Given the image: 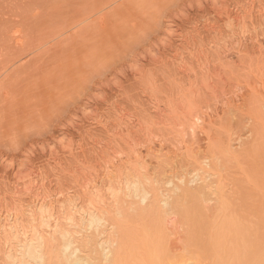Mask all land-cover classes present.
Wrapping results in <instances>:
<instances>
[{
  "label": "rangeland",
  "instance_id": "1",
  "mask_svg": "<svg viewBox=\"0 0 264 264\" xmlns=\"http://www.w3.org/2000/svg\"><path fill=\"white\" fill-rule=\"evenodd\" d=\"M221 5L226 7L228 17L232 14L231 17L234 19L229 20L225 17L226 11L222 12L224 8ZM262 9H264V0H0V156L15 159L17 164H21L22 170L28 168L23 171L21 178L17 179L11 170L5 169L0 163V213L7 215V208L10 210L17 206L20 209L28 207V203L32 204L31 200L34 202V199L28 196L24 189L28 186L27 183L36 186V182L43 188L41 191L45 190L46 193L55 197L52 196V200L59 201L71 194L72 198L75 196L79 199H74V204L77 202L84 204L83 198H80L82 184L92 180V184L95 185L94 182L104 179L103 172L106 170L105 166L108 167L105 164L111 162L113 157L118 158L114 160V163L122 162L126 152L133 150L130 148H134L137 152L141 150L146 152L150 144L156 147V151L165 146L163 152L167 155H163L162 149L160 151L163 159L158 154H152V156L160 157L162 160L160 164L165 161L167 164L163 165H167V168L170 165L177 166L175 165L177 158L173 163L171 157L174 158V156L170 157V152L178 151L177 146L180 144L176 138L177 132L173 128V120L177 122L174 125L176 128L179 127L177 130L180 129V124L183 122L179 119L186 115L188 106L184 105V102L187 98L188 103L190 100L193 101H190L191 106L188 104L191 108L196 104L198 105L195 108L199 107L197 109L204 106L202 108L206 110V114L203 110L201 115H205L206 120L210 116L214 121V117L220 115L219 119L221 121L222 118V122L219 120L217 122L215 119V123L225 127L224 123L229 121L232 118L231 113H234L236 117L233 116L234 118L231 119L233 122L230 120L233 127L236 128V123L244 121H247V124L243 123L244 126L250 125L251 119L248 122L247 114H251V111L256 114L259 108L256 107L257 104L264 102L257 101V96L264 94L262 90L264 86L261 85L262 83H255L261 80L264 85V49L259 50L260 44L264 46V17L262 16L264 10ZM208 24L211 27L207 26ZM228 24L231 25L228 26ZM238 27L242 29V32ZM230 30L233 32L231 33ZM237 30L244 36H239V32L236 33ZM169 44L172 48L168 47ZM151 50L156 52L157 57ZM150 52L155 57L154 61L151 60L152 56L148 57L151 55ZM159 54L163 58L162 62ZM181 64L188 67L186 71L184 66L180 67ZM132 66L135 70L138 69L137 72L131 71V69L134 70L133 68L129 69ZM258 84L261 87H258ZM207 85H211L213 91L218 93L210 90V95L207 91L210 87ZM249 86L256 87L258 90L252 89L256 93L261 90L259 92L261 94L257 95V93L256 98L254 94H251L252 90ZM190 91H193V94ZM182 97L186 99L181 100ZM216 97L219 100L220 97L222 99L217 101ZM260 98L263 97L259 96ZM179 100L184 102L179 104ZM244 101L247 106L243 104ZM255 103H257L256 106H254ZM84 104L88 106L86 110L89 111L88 115V112L81 111ZM228 104L232 108H229ZM233 105L240 106V109ZM173 107L175 114L181 117L170 114ZM179 107H182L180 108L182 111L186 109L185 113L178 114L182 112ZM242 107L246 111L247 109L251 111L247 113ZM228 108L233 112L230 113L231 118L228 117L227 120L225 115L228 116L230 112ZM234 109L239 112L236 113ZM93 112H96V115ZM241 112H245L246 120L244 113ZM240 113L243 116H239ZM259 114L261 115L256 114L255 117L261 118L262 125L259 124L264 128V109L259 111ZM84 115L90 116V119L85 118ZM201 115L197 114V116ZM92 116H96L93 121ZM199 121L202 124L201 119ZM207 121L210 122L211 118ZM252 121L254 122L253 118ZM259 121L255 119V123L258 124ZM228 123L226 127L229 126ZM241 123L239 125L243 129L241 128L242 131L239 129L238 135L243 144L246 139L248 140L245 142L251 144L240 153L237 148L236 155L231 154L235 158L232 159V163L228 162L230 158L226 155L220 160L227 168L226 172L225 168L221 167L225 170L224 174L221 172L222 177L228 178L227 180L223 178L224 186L227 185L226 194L223 193L224 197L220 194L219 198V195L217 196L219 192L216 194L218 198L215 199V195L209 194L212 190L205 188L206 191L199 189L200 193L196 191L195 195L175 198L178 215L174 213L173 215L177 216L173 217L182 225V234L188 237L189 257L194 258L198 264H243L240 261L244 259L246 246L253 240L256 232L262 238L258 249L264 247V138H256L263 136V128L254 123L256 126H252L257 128L254 129L250 125L248 130ZM216 126L215 128L218 127ZM230 126L227 128L232 130L233 127ZM215 128L212 129L214 132L210 130L211 133H215ZM222 129L223 127H220L218 131L223 132ZM244 129L246 132L243 131ZM250 129L256 132L252 134ZM118 131L123 132L120 137L115 136ZM218 131L215 135L210 134L215 137L210 135L209 137L213 140L223 135L220 137L223 139L226 134L220 133V135ZM235 131L237 132L238 129L232 131L234 135L236 134V139L239 137ZM178 133L180 135L181 132ZM240 133L245 135L242 136ZM199 135L201 142L198 146L203 145L201 148L208 150L209 146L206 144L211 143L205 137L207 134ZM253 135L256 137L250 139ZM152 137L153 140L150 142ZM202 138H206L204 142ZM222 139L213 141L210 148H217L219 151V141ZM189 141L188 143H191ZM173 143L177 145L175 146L177 149H173ZM161 144L163 145L158 146ZM244 145L245 148L248 146ZM42 146L46 147L44 151L41 150ZM69 147L72 152L67 151ZM201 148L199 147V154H202L201 151L205 154ZM120 150L123 152H120L119 156ZM199 150L197 148V152ZM176 151L173 154H182L180 150V152ZM50 152L54 154V157ZM167 152L170 154L168 155ZM146 154H144L143 163L146 164L147 161L149 165L151 163L150 166H153V169L157 168L155 165H159L156 163L159 158L153 157V159L148 152ZM145 155L149 156L147 160ZM166 156H169L172 164L168 165L166 159L169 158ZM109 157L112 158L109 159ZM173 166L170 167L177 171ZM219 166H216V169H220ZM149 167L146 166L148 173H156L157 178L162 173V177L166 175L168 178L172 171V168H169L167 172L166 167L161 166V169L158 166L157 170L154 169L156 171H151ZM162 169H165V172H161ZM85 179L87 182H84ZM81 181H83L82 184ZM205 184H202V187ZM217 185L220 186L219 183ZM105 186L107 190V185L98 182L100 190L106 191L103 190ZM18 189L20 196L14 194L19 191ZM205 193L213 197L212 199L210 196L208 199L213 208L209 207L210 211H207L209 216L206 215L203 218L197 213V200L199 197H205ZM106 194L102 195L103 198L107 197ZM206 198H208L207 195ZM211 199L216 201L211 202ZM63 200L57 202L56 206L58 207ZM78 203L76 204L78 208L83 206L82 204L79 207ZM85 205L88 208V204ZM127 209H117L116 216L121 210V214H126L123 210L127 211ZM128 210L133 211V209ZM131 213L128 212L126 216L120 214L122 218L117 217L119 220L116 217L111 220V214L108 215L110 219L107 218L111 221L107 223L111 224L112 221L117 223V228H115L116 223L114 226L117 234L114 233L116 236H111L112 239L115 237L114 240L117 239L120 244V251H118L121 252L122 264H150L151 262L154 264V259L151 258L154 255L150 254L148 257L149 253L146 254L145 250L151 242L147 241L151 240L150 235L154 233L157 219L155 222L152 221L153 216H149L148 212L147 214L144 212L145 217L140 213L136 214L135 211ZM251 221L252 224L253 222L256 224H254L256 229L258 228L256 232L252 230L255 228L254 225L249 232L246 231ZM212 228L219 230L220 233L217 232L222 236L218 241L212 240L214 238L211 236L212 233H216ZM211 230L212 233H210ZM245 233L250 237L247 241ZM144 237L147 238H145L146 241ZM91 242L93 244L90 245L94 248L95 243ZM215 242H218V245H215ZM251 243L254 244L253 241ZM251 247L254 246L251 245ZM88 248L86 245L85 249ZM226 249L228 252H225ZM254 249L255 247L252 251V248H249L248 255L251 257L248 258L250 261L252 258L255 264L257 255Z\"/></svg>",
  "mask_w": 264,
  "mask_h": 264
},
{
  "label": "bare ground",
  "instance_id": "2",
  "mask_svg": "<svg viewBox=\"0 0 264 264\" xmlns=\"http://www.w3.org/2000/svg\"><path fill=\"white\" fill-rule=\"evenodd\" d=\"M251 4H253V3H251ZM215 6H216V4H215ZM222 8H224V11H222V12L226 11V13H224V14L226 15L225 17L227 18L228 17L227 14H229V13L227 12L226 7L222 6ZM218 9H216V10H218ZM221 10H223V9H221ZM250 10H252V9H250ZM260 10H261V8H260ZM262 10H264V9H262ZM218 12H220V11H218ZM246 12L247 11H245V13ZM260 12L262 13V11H260ZM251 13L252 12H250V14ZM221 14H223V13H221ZM218 15H220V14H218ZM231 16H232V14H231ZM231 16L229 15V17H228L229 20L232 19V18L234 19V17H231ZM262 16L264 17V13H263ZM263 17H261V18H263ZM239 18H237V19L240 20ZM232 21L233 20H231L230 22L232 23ZM240 21H242V20H240ZM240 21H239V23L241 24ZM263 21H264V18H263ZM230 25L228 24V26H230ZM207 26L211 27V25H209V24ZM212 27H214V26H212ZM243 27H241V28H243ZM229 28H231V27H229ZM210 29H213V28H210ZM232 29H234V27H232ZM238 30H237L236 33H238L240 30H241L240 32H242V29H240L239 31ZM231 31L232 30H230V32ZM240 32H239L238 35L239 36L240 35L244 36L243 34H240ZM245 33H248V32H245ZM234 34H235V32H234ZM232 36H234V35H232ZM234 37H236V36H234ZM241 37H238V38L240 39ZM223 40L225 42V39H223ZM240 41H242V40H240ZM170 44L168 45V47L170 46V48H172L171 47L172 45H170ZM226 44H227V42L225 43L224 46H226ZM240 44H241V42H240ZM260 45H261L260 48L259 47L258 48H259V50L262 51L264 49L263 48L264 46H262V44H260ZM166 46H167V44H166ZM223 50H224V48H223ZM225 50H226V48H225ZM151 52H152V50H151ZM151 52H150V54H151ZM152 53H154V52H152ZM222 54H224V53H222ZM151 56H152V54L150 56H148V57H151ZM155 56H156V54H155ZM224 56H225V54H224ZM159 58L161 59V62H162L163 58L160 57V54H159ZM159 58H157V59H159ZM153 59H155L154 56H152L151 60L154 61ZM159 60H157V61L159 62ZM157 61H155V62H157ZM157 65H159V64H157ZM181 66L185 67L184 64L183 65L181 64L180 67ZM184 67H182V68L184 69ZM131 68H133V66L129 67V69H131ZM186 68H188V67H185V69H184L185 71L187 70ZM137 70H135V69L132 70L131 69V71H136V72H137ZM139 71H141V70H139ZM136 72L135 73L133 72V73L136 74ZM138 75H139V73H138ZM263 78H264V76H263ZM208 83H209V81H208ZM255 83L256 84L257 83H260V84L262 83L261 85L264 86L263 85V81L261 82V80H260V82L256 81ZM256 84H254V85L256 86ZM261 85H259L258 87H261ZM210 86L211 85H209L208 87H210ZM212 86H214V84ZM256 87L255 88L254 87H252V88L250 87L251 88L250 90H252L253 88L256 90L257 89ZM206 89H208V88L206 87ZM260 89H262V88H260ZM210 90L213 91V89L211 87L207 91H209V93H210L211 92ZM253 90L251 91V94L252 95L254 94L253 96L256 97L257 95L261 94V93H259L261 90L257 92L258 94L256 93V91L254 92ZM262 90H264V89H262ZM192 92L190 91V93H192ZM213 92H216V94L218 93L215 90ZM263 93H264V91H263ZM210 95H211V93H210ZM261 95H259V96L263 97V98H260L262 100L259 99V96H257L258 98L256 97L258 99L257 100L258 102L259 101H264V94H261ZM218 96H219V94H218ZM221 96H223V95H221ZM225 97H227V96H225ZM225 97L223 99H225ZM186 98H187V96H186ZM186 98L182 97L181 100L182 99H186ZM216 99H217V97H216ZM221 99L222 98L220 97V100ZM218 100L219 99H217V101ZM187 101H188V98H187V100H185L186 103L183 100L184 105L187 104V106H188L187 108L183 107V108L187 109L186 113L184 112L186 109H183V111H182V110H180V108L182 109V107H179V110L182 111V112H178V114L179 113L182 114L183 112L186 114V115L183 114L185 116H183L182 119H179V120H182V122H183L182 124H180V129L177 130V128H179V127L176 128L174 126L177 123L176 121H174L175 120L174 116L172 117L174 120L172 118H170V119L173 120V128H174V130H176V132H177L176 138H178V144L180 143L179 146H177L178 144L176 142L177 141V139H176V141L174 140V142L177 145H174V143H173V145H174V147L177 146V148H179V150L182 152V154H180V153L179 154H177V153L173 154L176 150H173L174 151L173 153L170 152L172 155L169 152H167V153H168V155L170 154V157L174 156V158L171 157L173 159L172 162L174 161L175 158L178 159V160L175 159V162H176L175 165H177V166L174 167L173 165H170V166H173L174 169H176L177 171L173 170V168L170 167V166L168 168L166 167L167 165L164 166L163 164H167V163H165V161H163L164 162L163 164H160V163H162L161 159H163V156H160V155H162L163 149L166 148L165 146L163 148L161 147L162 152H160L161 149L158 151L159 148L157 149V151H158L157 152L156 149H155L156 147L154 148V147L150 146L151 144L149 145L150 147L148 146L146 148L147 149L146 152L143 151L144 153L141 152L142 150L137 152V151L134 150V148H130V149H133V150L129 149L130 151H132V153H130V151H129V153L126 152V155H124V156H126L125 158L122 155L123 159H122V162H119L120 164L118 162L114 163L116 161L115 159H118V158H114L113 157V159H112L113 161L110 160L111 162H109V160L107 159L109 163H106L105 165H108V167L103 165V166L106 167L105 172H103L104 173V175H103L104 179H102V180H100L98 182H102L104 185H107V187H108L107 190H106V186H105V188H103V190L105 189L106 191H102V190L99 189L98 182L97 183L94 182L95 185H93L92 184L93 183L92 180L91 181L89 180L90 182L89 181L87 182V180L85 179L84 182H87V183H83V181H81V184L83 183L81 188L77 185L80 188L81 192H82L81 193L80 190H79L78 194L81 193L80 198L82 197L83 201H84V204L82 203L83 206H81V207H80V205H82V204H79L77 202L78 206L80 208H78L76 206L77 203L74 204L75 203L74 199H78V198H76L75 196H74V198H72L71 194L69 196L67 195L66 197L64 196V198H61L62 200L63 199L64 200L57 207L56 204H58L57 202L61 201V199L59 201L58 200L57 201L56 200H52L51 198H53L54 196L51 195V194L49 195L48 193L45 192V190L41 191L43 188L40 187L41 185L39 186L37 184L38 182H36V186H33L34 184L33 185H29L27 183L26 185H28V186H25L24 190L26 191L28 196L30 195L31 198L34 199V202H33V200H31L32 204L30 203V205H29V203H28L27 204L28 207H25V208L22 207V208L19 209V208H17V206H15L16 208H12L11 207L12 209H10V210H8V208H7V210H6V214L7 215L3 214V212L0 213V234H1V236H0V243H1L0 244V246H1L0 254L4 257V259H3V257L0 258V259L3 260V261L0 260L1 264L3 262H4L3 264H122L123 260H122V258H120L121 257L120 256L121 252L119 253L120 244L117 242V239L114 240L115 237H113L114 239H112V236L114 235V233L117 234V231L115 230V228H117V223L116 222L113 223V221H112V223L109 224V223H107V221H109V222H111V221L107 220V218H109L108 215L111 214L110 215V218L112 216L111 220H113V218L116 219L117 217L120 216V214H121L120 212H122V210L120 212L117 211V212H119V214L117 213L118 216H116V210L120 209V208L127 209V207H128V209H131V210L133 209V211H131V212L135 211L136 214L137 213L139 214L140 211H143V212L140 213V215H142L143 217H145L147 212H148L149 216L151 215V216L154 217V219H153V217H151L152 221H154V222L157 219L156 220L157 222L155 223L156 226H154V228H155L154 229V233H152V231H151L150 232V233H152V235H150L151 238L148 237L151 240L148 239V241H147V242L151 241L150 243H152V242L153 243H152V245L149 243L148 244V247L150 246L149 249L146 246V250H145L146 254L149 253L147 255L148 257L150 256V254L154 255L155 258L151 256V258L154 259L153 260L154 264H198L194 260V258L189 257L188 253H189V249L190 248L188 246V239H187L188 237L186 238V236H184L182 234V229H183L182 225H180L179 222L177 221V219L174 218V217H176L178 215L177 212H176V206H175L176 202H175V200L180 198L181 196H184V195H190L191 194L190 196H192L194 193L196 194V191L197 192L199 191V193H200V190L203 191V189H205V188H209L208 190L211 189L212 193L211 192L210 193L208 192V193L211 194V195H215V197H216V194L219 193V192L220 193L217 194V196L219 195V198H220V194H221V195H223L222 197H224L223 193L226 192L225 188L227 187V185H226V187L224 186V184H225L224 182L228 178L227 177H226L227 179L224 178L225 176L222 177V173L223 172L225 173V170L227 168H226L225 165H223L224 164L223 161H220V160H222L225 157V155H226L227 157L229 156V158H230V160L228 162L232 163L233 162L232 159H235L234 156H232V155H236L237 151L240 153V151L247 149L251 143H248V142L246 143L245 141L248 140V139H246L244 141V144H247L248 146H246V148H245V145L243 144V141H242L241 137L238 135L239 134L238 133L239 129L241 131L243 129V127H241L242 128L241 129L240 125H239L241 122L238 123V124L237 123L235 124L236 128L238 129V131L237 132L235 131V132L237 133V136L239 137V138L235 139L236 134L234 135L232 133V131L235 130L236 128L233 127L234 125H231L232 122H233L231 119L236 117V116H234V113H231L233 111H231V109H229V108H232V106L230 104H228V105H230V106H228L229 107L228 109L230 110V112H228L229 113L228 116L225 115L227 118L224 115H222V116H224L228 120V117H230V115L232 114V118L230 117L231 118L230 120L232 122L230 120L225 122L224 123L225 127H224V126H222L219 123L218 124L215 123L216 121L218 122V120H219V122H222V118H221V121L219 119L220 115L219 116L218 115L217 116L214 115V116H216V117H214L216 119V121H215V119L213 121V119H212L213 117H210V116L206 115V117L208 116L209 119L211 118L212 122L211 121L209 122V121H207L209 119L206 120L205 115L204 116L201 115L204 112L203 110H205V109L202 108L204 106H201L200 109H197L199 107L195 108L198 105V104H196V105H194L191 108L190 107L191 106V103H190L191 100L189 101V103ZM229 101L230 100H228V102ZM179 102H180V100H179ZM181 102L179 104H181ZM191 102H193V101H191ZM221 103H222V101H221ZM252 103H254V101H252ZM188 104H190V106ZM214 104H216V103H214ZM224 104H225V102H224ZM243 104H245V101H244ZM256 104L257 103H255L254 106H256ZM88 105H89V103H88ZM234 105H233V107H237V105L236 106H234ZM238 105H240V104H238ZM82 106L83 107H82L81 111L88 112L87 113V115H88L89 111H86L88 109L87 108L88 107L87 104L86 105L84 104ZM176 106H175V109L177 108ZM240 106H238L237 109H240ZM244 107H242V108H244ZM256 107H259L256 110V112H257L256 114L257 115H261L262 113L259 114V111L260 112L263 111L264 102L262 104H257ZM226 108H227V105H226ZM89 110H91V108H89ZM171 110H173L172 112H174V107ZM197 110H200V111L202 110V111L198 112ZM249 110L251 111V109H247V111H249ZM192 111H196L195 113H197L198 115L200 113V115L202 117H204V118H202L201 116H197V114L193 113ZM234 111H235V109H234ZM237 111L239 112V110H237ZM237 111H235V112L237 113ZM245 111H246V109H245ZM172 112L170 114L176 115L175 112L174 113H172ZM216 112H217V110H216ZM226 112H227V109H226ZM226 112H224V114ZM93 113L95 114L96 112H93ZM217 113H219V112H217ZM241 113H244V117H245V115H246L245 112H241ZM241 113H240L239 116H243V114L241 115ZM250 113L251 114H249V113L247 114V116L249 118H247V116H246L245 120L247 118V120L249 122L250 121L249 119H251V121H250L251 122L250 123L251 126L252 125L256 126V125H254L255 119L257 121L260 120L261 122L259 121L258 124L260 123L262 125L261 118L259 119L258 116L256 118L255 117L256 114L253 113L252 111ZM204 114H206V110H205ZM176 116H178V117L180 116L181 117V115H176ZM84 117H85V115H84ZM89 117L90 116H87L85 118L88 119ZM95 117H93V116L91 117L92 121H93V118H95ZM178 117L176 118V120L178 119ZM254 117H255V119H254ZM252 118H253L254 122L252 121ZM195 119H197V120H195ZM200 119H201L202 124L199 123ZM243 121H244V119H243ZM213 122H214V124L212 125ZM228 122H230V124ZM171 123H172V121H171ZM227 123L229 124V126L231 125L230 127H233V128H231L232 130L228 129L229 126H227L228 128L226 127ZM243 123L247 124V121H244ZM243 123H241L242 126H244ZM215 124H217L218 127ZM255 124H257V123H255ZM258 124H257V126L260 125V124L259 125ZM211 125L213 126V128H215V126L217 127V128H215V133H211V131H213L212 130L213 128H212ZM248 125H246L244 127L245 128L247 127L248 130H249V128L251 126L250 125L248 126ZM177 126H178V124H177ZM253 126H252V128H254V129L257 128V127H253ZM208 127H209V129H207ZM220 127L221 128L223 127V129H222L223 132H219L220 131L219 130ZM261 127L263 128V126H261ZM225 130H227V131H225ZM262 130H263V132H262L263 136H257L256 137V135H253V136H251L250 139H253L254 137H256L258 139H260L259 137H261V139H262V137L264 138V128ZM179 131L181 132L180 135L178 133ZM217 131H218V134L221 133V134H226V135H224V138L222 139L220 137L223 136V135L220 134L221 136H219L218 139L214 138L212 140V137H215L213 135L217 134L216 133ZM243 131L246 132V129H244ZM250 131L253 132L252 134H254V131L256 132V130L253 131L252 129H250ZM115 132H117V131H115ZM122 133H120L118 131V133L115 134V136L119 135V137H120ZM200 133H202V135H203V133L207 134V136H205V137L208 138L207 140H210L211 144L213 143V141L215 142V141H217L219 139H222V140H220L221 142L219 141V146H220V150L221 151L220 150L218 151L217 148H210L211 144H206V146L207 145L209 146L208 150L206 149L207 152L204 150L205 149L204 147H203L204 149L201 148L203 145L202 146H198L199 145L198 143L201 142V140L198 138V135ZM250 133H248V134L252 135ZM210 134H213V135H210ZM240 134H242V133H240ZM209 135L212 136V137H209ZM243 135H245V134H242V136ZM187 136H189L190 139ZM216 136H218V135H216ZM246 136H247V134H246ZM185 137H186V139L190 140L189 142H191L192 144L188 143V140H186ZM206 138H204V139L202 138V140H203L202 142H204V140ZM250 139H249V141H253V140H250ZM152 140H153V137L151 138L150 142ZM163 142H164V139H163ZM207 142L209 143V141H207ZM207 142H205V143H207ZM188 144H190V145H188ZM154 145L155 144H153V146ZM162 145L163 144L158 145V146H162ZM164 145H165V143H164ZM194 145H196L198 147H195ZM190 146H192L193 149ZM131 147H133V145ZM174 147H173V149H177L176 147L175 148ZM199 147L202 150L205 151V154H204L203 151H201L202 154H199V152H200ZM45 148H43V146H42L41 150L43 149V151H44ZM194 148L196 150H194ZM197 148L199 150L198 152H197ZM240 148H241V150H240ZM135 149L137 150V148H135ZM183 149H185V150H183ZM236 149H237V151H236ZM70 150L71 149L69 147L67 149V151H70ZM138 150H140V149H138ZM165 150H167V149H165ZM171 151H172V149H171ZM178 151H176V152H178ZM194 151H196V152L194 153ZM70 152H72V151H70ZM116 152H118V151H116ZM120 152H123V151L120 150L119 153ZM147 152H148V155H150L151 158H153V157L155 158V156H152V154L153 155H155V154L157 155L158 154L160 157H162L161 159H160V157H156L155 158V159L159 158V161L156 162L159 165H157V164L155 165V166H157V168H158V166H159V169H161L160 166L161 167H166L165 169L167 170V172L172 168L171 169L172 171H170L171 173H169L170 174L169 177L167 178V176L165 175V177L167 179L164 176H163L164 178L162 177L163 173H162V175H159L161 178L160 177L157 178L158 176L155 175L156 173L155 174L154 173H148V171L146 169V166L149 167L151 165V163H150V165H149V163L147 161H146V164L143 163L144 154H146ZM192 152H193V154H192ZM43 153H46V152H43ZM163 153H164L163 155L166 154L165 152H163ZM50 154H51V152H50ZM46 155H48V154H46ZM51 155H53V157H54V154H51ZM120 155H121V153L119 154V156ZM116 156H118V155H116ZM147 157L149 158V156H146V158H145L146 160H147ZM50 158H52V157H50ZM110 158H112V157H109V159ZM166 158H169V156L168 157L166 156ZM56 159H57V157L54 160L56 161ZM168 160L166 159V162H168V165H169V163L172 164L170 158ZM117 161H119V160H117ZM155 161H157V160H155ZM0 163L3 165V167H5V169H7V170L9 169V171L11 170L12 173L15 174V175L14 174L13 175L17 179L21 178V176L24 174L23 171L28 169V168H26L24 170L20 169V167H21L20 165L21 164H17L15 159H9V158H6L4 156H0ZM104 163H105V161H104ZM216 166H219L220 169H216L217 168ZM100 167H102V166H100ZM221 167L225 168V170L222 169ZM155 168L156 167H154V169ZM157 168H156V170H157ZM154 169H153V166H152L150 170L152 171ZM165 169H162L160 171L161 172H165L164 171ZM150 170H149V172H150ZM156 170H154V171H156ZM221 170H223V171H221ZM167 172H166V174H167ZM226 172H227V170H226ZM151 174H152V176H151ZM219 175H221V177ZM154 176H156V177H154ZM98 178H100V176H98ZM89 179H91V178H89ZM95 179H93V181H95ZM32 182L33 181H31L30 183H32ZM77 182H79V181H77ZM205 183H207V184H205ZM218 183L221 186V189H220V186L217 185ZM202 184H205V185L202 187ZM79 185H80V183H79ZM216 188H218V189L216 190ZM222 188H223V190H222ZM204 191H206V189ZM101 192H104V193L101 194ZM19 193H20V190L18 192L14 193V194L15 195L18 194L20 196ZM105 193H107L106 194L107 197H104L105 198L104 199L103 196H105L104 195ZM22 194H23V191H22ZM24 195H25V193H24ZM206 195L208 196V198H206ZM211 195H208L207 193H205V197H203V196L199 197L198 200H197V202H198L197 213L200 214L203 218L206 217V215L209 216L207 214V211H210L209 207H211V209L213 208V206L209 202L210 200H208L210 198L213 199V197ZM76 196H77V194H76ZM217 198L218 197H216L215 199H217ZM212 199H211V202H215L216 201V200L213 201ZM86 203L88 204V208H87V205H85ZM208 204L210 206H208ZM124 206H126V207H124ZM9 208H10V206H9ZM208 208H209V210H208ZM112 209H114V210L111 211ZM128 209H127V211L123 210V212H125L126 214H128V212H129V214H130L131 212ZM134 209H136V210H134ZM110 211H111V213H110ZM137 211H139V212H137ZM113 212L115 213V216H113L114 215ZM144 212H146V214H144ZM174 213L177 214V215L174 216L175 215ZM122 214H121V216H124V215L126 216V214H124V213H122ZM4 216H6V217L4 218ZM149 216L147 218L150 219ZM115 223H116V227L114 228ZM251 224H252V221L249 224L250 226L248 225L246 231L249 232V229H251V227H253V225L255 223L253 222V224L252 225ZM255 225H254V227H255ZM216 226L218 228V225H216ZM211 227H214V226H211ZM232 229H234V228H232ZM257 229L255 227L252 230H254L256 232ZM212 230H213V228H212ZM212 230H211L210 233H212ZM114 231H116V232H114ZM217 231L219 232V230H213V232H216L215 234H217V235L212 233L211 236H212V238L214 237L212 240L218 241L219 237H222L221 234L219 235ZM153 234H155V236ZM245 235L247 237V239H245V240L247 241L250 237H249V234H247V233H245ZM114 236H116V235H114ZM259 236H261V235H258V233L256 232V234L254 235V238L252 240L254 244H252L251 243L252 241H251L248 244V246H246V251H245L246 253H244L245 255L243 256L245 260L243 259V260L240 261L243 264H249L251 261L252 262L250 264H252V263L254 264L252 258H251V261L248 258V257H251V256L248 255L249 248H252V251H253L254 247L256 249V250L254 249V252L257 255L255 257V264H264V247L258 249L259 246H260L259 243L262 240V238H260ZM145 238L146 237H144V239ZM146 239H145V241H146ZM152 239H154V240H152ZM91 241H94V243H95L94 244V248H93V245H92V247L90 245L92 243ZM86 245H87V248L89 246L88 249H91V250L87 249L88 252H86L87 250L85 249ZM215 245H218V242H215ZM251 245L254 246V247H251ZM147 249L149 250L148 252H147ZM225 252H228V249H226ZM150 264H152V262Z\"/></svg>",
  "mask_w": 264,
  "mask_h": 264
}]
</instances>
